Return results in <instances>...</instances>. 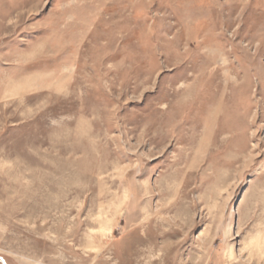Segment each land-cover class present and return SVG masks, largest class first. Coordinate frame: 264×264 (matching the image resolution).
<instances>
[{"label":"rangeland","instance_id":"obj_1","mask_svg":"<svg viewBox=\"0 0 264 264\" xmlns=\"http://www.w3.org/2000/svg\"><path fill=\"white\" fill-rule=\"evenodd\" d=\"M0 264H264V0H0Z\"/></svg>","mask_w":264,"mask_h":264},{"label":"bare ground","instance_id":"obj_2","mask_svg":"<svg viewBox=\"0 0 264 264\" xmlns=\"http://www.w3.org/2000/svg\"><path fill=\"white\" fill-rule=\"evenodd\" d=\"M256 238H258L259 239V236H257ZM256 244H258V245H260V244H262L261 243V240H257V242L256 241H254ZM252 244H254V243H252ZM229 256L230 257H233L234 256V252L232 251V249H229Z\"/></svg>","mask_w":264,"mask_h":264}]
</instances>
